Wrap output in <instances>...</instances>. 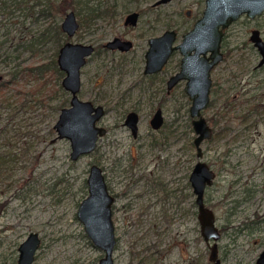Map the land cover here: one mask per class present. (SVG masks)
Here are the masks:
<instances>
[{"label":"rangeland","instance_id":"1","mask_svg":"<svg viewBox=\"0 0 264 264\" xmlns=\"http://www.w3.org/2000/svg\"><path fill=\"white\" fill-rule=\"evenodd\" d=\"M69 1L65 11L38 17L13 4L0 7V264H16L19 245L31 231L41 238L32 264L99 262L104 251L77 215L94 163L116 195L117 264H214L215 240L202 235L190 182L198 159L191 100L183 84L168 92L164 81L180 52L161 75L143 74L148 37L175 27L180 41L206 0L156 6L155 0ZM96 7L104 14L94 15ZM71 8L80 26L68 36L61 22ZM134 9L142 12L138 24L125 25ZM252 27L264 36V14L242 15L226 30L225 56L212 70L211 98L203 110L214 128L202 145L203 158L217 172L205 201L220 232L221 264H260L264 249V64L259 65L260 53L249 39ZM114 35L133 38L135 47L128 52L105 48ZM68 39L97 46L82 67L79 96L106 107L99 121L106 133L76 158L70 139L59 137L55 128L71 93L48 64L38 70ZM158 106L165 122L153 128L150 118ZM131 109L140 112L136 137L124 123Z\"/></svg>","mask_w":264,"mask_h":264},{"label":"water","instance_id":"2","mask_svg":"<svg viewBox=\"0 0 264 264\" xmlns=\"http://www.w3.org/2000/svg\"><path fill=\"white\" fill-rule=\"evenodd\" d=\"M168 1V0H158ZM264 11V0H206L202 15L196 20L194 26L183 34L182 40L174 44L177 31L169 28L164 33L153 36L149 40L147 51L146 71L159 69L167 61L174 49L179 48L183 53L181 69L170 79V85L180 78H186V91L192 99L190 107L193 116L194 128L197 132L195 144L198 155H202L201 142L212 135V126L203 114V109L210 100L212 84L211 69L223 58L222 39L224 27L246 13L254 17ZM138 12L127 17V22L136 23ZM79 26L74 10L67 12L62 21V28L72 36ZM251 39L262 54L259 64L264 63V38L260 30L254 28ZM130 40L120 37L108 42V46L129 48ZM94 50L91 43L68 40L64 42L58 53V64L65 71L62 83L71 92L70 105L61 109L55 123L59 137L69 138L71 141L72 157L89 152L97 145L100 133L105 128L97 125V120L104 112V107L94 104L90 99L79 96L81 87V68L86 63L87 56ZM210 52V53H209ZM209 53V54H208ZM161 109H158L152 118V124L158 127L162 122ZM138 114L136 111L128 113L126 123L136 133L138 129ZM214 170L205 160H198L191 172L190 180L196 193L198 204V217L201 232L209 241L215 240L211 246L210 259L214 264H221L218 256L219 229L215 222V213L205 201V189L212 183ZM89 193L81 200L77 215L84 224L87 234L93 242L104 251L97 264H117L113 252L117 242L115 224L112 217V203L114 196L110 193L105 175L98 164H92L87 178ZM41 238L37 231L29 232L28 236L19 245V255L16 264H32ZM257 261L264 264V249Z\"/></svg>","mask_w":264,"mask_h":264},{"label":"flooded vegetation","instance_id":"3","mask_svg":"<svg viewBox=\"0 0 264 264\" xmlns=\"http://www.w3.org/2000/svg\"><path fill=\"white\" fill-rule=\"evenodd\" d=\"M169 1V0H168ZM163 2H167V1H161V2H159L158 0H155L154 2H153V5L154 6H156V5H159V4H161V3H163ZM72 10H74L73 8H71ZM204 10V9H203ZM75 11V10H74ZM67 12H69V11H67ZM67 12H66V14H67ZM133 12H138V16H137V21H136V23H132V22H130V21H128L127 22V17L131 14V13H133ZM101 13V11L99 12L98 11V7H96L95 8V11H94V15H97V14H100ZM141 11L140 10H137V9H134V10H131L130 12H128L127 14H126V16H125V18H124V24L125 25H131V26H135V25H137L138 24V22H139V20H140V17H141ZM187 13H190V9H188L187 10ZM66 14H65V16H66ZM75 14H76V17H77V20H78V16H77V13H76V11H75ZM101 14H104L103 12L101 13ZM262 14H264V11L261 13V14H257L256 16H259V15H262ZM242 15H247L246 13H243V14H241L237 19H239ZM65 16H64V18H65ZM248 16V15H247ZM256 16H254V17H256ZM200 17V16H199ZM198 17V18H199ZM249 17V16H248ZM198 18H196V20L198 19ZM251 18H253V17H251ZM237 19H235V20H233V21H231L230 23H229V25H227V26H225L224 27V29H223V31H224V34H223V38L225 37V33H226V30L228 29V27L231 25V24H233ZM196 20L194 21V23L196 22ZM63 21V20H62ZM82 21V20H81ZM83 23V22H82ZM194 23H193V25L190 27V28H192L193 26H194ZM79 26H80V23H79ZM79 26H78V28H79ZM61 28H62V22H61ZM78 28H77V30H78ZM169 28H172V29H175L176 31H177V38H178V36H179V31H178V29L177 28H175V27H169ZM169 28H166V29H164L161 33H158V34H153V35H150L149 37H148V44H147V48H146V50L144 51V53H143V62H144V68H143V74L145 75V76H158V75H161V73L162 72H164L167 68H168V65L170 64V62L173 60V58H174V55L176 54V52H180V54H181V56H180V58H179V60H178V64H177V67L175 68V70L174 71H172L168 76H167V78L164 80L165 82H166V86H167V91L168 92H170L171 90H173V89H175L177 86H179V85H182L183 84V86H184V90H185V92L188 94V96H189V98H190V95H189V93L186 91V89H185V86H186V83H187V79L186 78H180V79H178L177 81H175L172 85H170V79H171V77L174 75V74H176L180 69H181V65H182V57H183V53L181 52V50L179 49V48H177V49H174L173 51H172V53L170 54V56L168 57V59H167V61L163 64V66L162 67H160L159 69H156V70H153V71H146V65H147V56H146V54H147V51H148V49H149V40H150V38L151 37H153V36H158V35H160V34H162V33H164L165 32V30H167V29H169ZM189 28V29H190ZM254 28H258L259 30H260V33H261V36L264 38V36H263V34H262V31H261V29L259 28V27H252L251 28V33H250V36H249V39L251 40V42L254 44V41L251 39V34H252V31H253V29ZM189 29H187L186 31H184L183 33H182V38H183V34L185 33V32H187ZM62 30H63V28H62ZM64 31V30H63ZM66 32V31H65ZM67 33V32H66ZM68 36H70V35H68ZM116 37H120V38H122L123 40H130L131 41V45L129 46V48H126V49H123V48H121L120 46H115V47H111V46H108V42L109 41H112V40H114V38H116ZM177 38H176V40L174 41V44H177V43H179L181 40H182V38H181V40L180 41H178L177 40ZM68 40H71V39H68ZM68 40H66V41H68ZM65 41V42H66ZM73 41V40H72ZM222 41H223V39H222ZM84 43H91V44H93V46H94V50H93V52H95L96 50H97V46L94 44V43H92V42H84ZM222 44V43H221ZM135 41H134V39L133 38H130V37H126V36H122V35H114L112 38H110V39H108L107 41H105L104 42V47L105 48H109V49H111V50H120V51H125V52H128V51H130V50H132L134 47H135ZM255 45V44H254ZM256 46V45H255ZM222 47V46H221ZM257 47V46H256ZM222 49V51H223V58H222V60L224 59V56H225V52H224V50H223V48H221ZM257 49H258V47H257ZM258 51H259V53H260V60H261V58H262V54H261V52H260V50L258 49ZM92 52V53H93ZM59 53V52H58ZM91 53V54H92ZM210 53V52H209ZM208 53V54H209ZM90 54V55H91ZM90 55H88V56H90ZM88 56H87V59H88ZM222 60H220V61H222ZM260 60H259V62H260ZM219 61V62H220ZM86 62H87V60H86ZM218 62V63H219ZM258 62V63H259ZM57 63H58V55H57ZM218 63H216L213 67H212V69H211V74H212V70H213V68H215V66L218 64ZM47 64H48V66H47V68H49L50 70L52 69V62L50 61V62H47ZM264 64V63H263ZM263 64H259L260 66H262ZM85 65V64H84ZM58 66H59V64H58ZM33 67H37V66H32V65H30L29 66V68H33ZM60 67V66H59ZM60 69L62 70V74H60V75H62V80H63V78H64V76H65V71L60 67ZM27 70H28V67H27ZM81 70H82V68H81ZM210 74V75H211ZM3 78V75L2 74H0V80ZM211 78H212V75H211ZM213 79V78H212ZM212 83H213V80H212ZM61 84L63 85V83H62V81H61ZM81 86H82V71H81ZM63 87H64V85H63ZM211 87H212V84H211ZM67 89V88H66ZM80 89H81V87H80ZM68 90V89H67ZM69 91V90H68ZM80 91V90H79ZM70 92V91H69ZM71 93V92H70ZM210 98H211V89H210ZM70 100H71V98H70ZM190 100H191V104H192V99L190 98ZM209 102H210V100H209ZM209 102H208V104H209ZM94 103V102H93ZM94 104H100V105H102L103 107H104V112H103V114L100 116V118L97 120V125H99V126H102V127H104L105 128V126L103 125V124H101V123H99V121H100V119L103 117V115L106 113V107H105V105L104 104H102V103H94ZM66 106H68V105H66ZM190 107H191V105H190ZM158 109H161V114H162V122H161V124L158 126V127H155V126H153V124H152V118L154 117V115H155V113H156V111L158 110ZM205 109V108H204ZM203 109V110H204ZM131 111H136L137 112V114H138V121H137V124H138V129H137V132L136 133H134L133 132V130H132V128L126 123V118H127V115H128V113H130ZM190 115H191V112H190ZM192 116V115H191ZM206 117V116H205ZM207 118V117H206ZM208 120V119H207ZM139 121H140V112H139V110H137V109H131V110H129L128 112H127V114H126V116H125V119H124V123L131 129V131H132V133H133V135L136 137L137 135H138V133H139ZM164 122H165V116H164V112H163V109H162V107L161 106H158L157 108H156V110L154 111V113H153V115L151 116V118H150V124L152 125V127L153 128H160L163 124H164ZM208 122H209V120H208ZM192 124H193V116H192ZM210 124V123H209ZM211 125V124H210ZM212 126V125H211ZM193 127H194V124H193ZM195 129V128H194ZM212 129H213V131H212V135L210 136V137H207V138H205V139H209V138H211L214 134V128H213V126H212ZM196 131V130H195ZM104 133H106V128H105V132ZM104 133H100L99 134V137H98V139L97 140H99L100 138H101V136L104 134ZM196 135H197V132H196ZM196 137V136H195ZM195 137H194V140H193V143H194V145H195V147H196V144H195ZM205 139H203L202 140V142H201V146H202V155L201 156H199L198 155V149H197V147H196V155H197V157H198V159L196 160V162L198 161V160H200V159H202V160H205L204 158H203V156H204V148H203V145H202V143H203V141L205 140ZM207 163H208V161L207 160H205ZM196 162H195V164H196ZM195 164H194V166H195ZM209 164V163H208ZM210 165V164H209ZM194 166H193V168H194ZM210 167L214 170V172H215V176L213 177V181H212V183H209V184H207V186H206V188L208 187V186H210V185H212L213 183H214V180H215V177H216V175H217V172H216V170L210 165ZM193 168H192V170H193ZM192 170H191V172H192ZM190 175H191V173H190ZM190 182H191V180H190ZM192 184V183H191ZM110 191V193L114 196V200H113V203H112V214H113V205H114V203H115V201H116V195L111 191V190H109ZM205 191H206V189H205ZM196 194V193H195ZM114 221V220H113Z\"/></svg>","mask_w":264,"mask_h":264},{"label":"trees","instance_id":"4","mask_svg":"<svg viewBox=\"0 0 264 264\" xmlns=\"http://www.w3.org/2000/svg\"><path fill=\"white\" fill-rule=\"evenodd\" d=\"M12 1L13 2L9 3L7 0H2V4L0 5V7H3V9L6 10V9H9L10 6L13 4L14 6H16V8L20 7V9H22L23 11H26L30 15L38 17L39 15H45V14L52 15L55 9H61L62 11H65L63 9H65L66 7V1H69V0H12ZM69 2H72V0H70ZM82 21H83V18H82ZM56 30H57L56 34H60V32H62L59 24L56 25ZM57 55H58V52L54 54L51 60L52 70L58 72L59 74H62V70L60 69L57 63ZM46 64L47 62L39 65L38 70H45L46 67L44 66Z\"/></svg>","mask_w":264,"mask_h":264}]
</instances>
